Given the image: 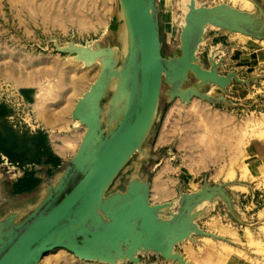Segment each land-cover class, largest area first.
Returning <instances> with one entry per match:
<instances>
[{
    "label": "rangeland",
    "instance_id": "374dc122",
    "mask_svg": "<svg viewBox=\"0 0 264 264\" xmlns=\"http://www.w3.org/2000/svg\"><path fill=\"white\" fill-rule=\"evenodd\" d=\"M160 1L163 2V11L158 17L162 56L171 60L180 56L178 21L182 19V29L190 0ZM253 1L264 10V0ZM198 2L209 6L228 4L250 14H259L255 5L248 0ZM70 43L113 49L116 69L121 68L127 53V30L120 1L0 0V104L12 111L8 123L16 130L31 134L42 131L50 135L53 151L63 161V168L54 167L45 171L36 165L12 162L5 155H0V214L3 213L2 208L20 202L8 198L7 187L11 183L41 175L44 177L41 195L47 193L49 184L56 186L87 132L81 123L78 127L75 125L72 112L79 99L96 81L101 62L87 68L74 56L59 51V48ZM257 43L258 47H264V41ZM225 45L228 46V54L221 73L227 75L235 72L246 83L234 81L223 91L216 86H203L192 79L184 89L195 87L200 92L209 93L213 101L194 99L190 104H185L176 99L166 106L161 125L157 127V137L151 141L152 153H157L153 148H160L161 134L167 132L173 139L170 147L178 150L179 161L174 169L166 170L169 162L161 158L141 170L140 174L152 185L151 203L154 205L177 198L178 175L183 171L191 179L192 187L188 189H197L204 182L215 185L225 183L224 179H237L236 168L238 170L240 167L242 150L252 141H264V58L259 62L254 56L239 61L235 55H231L230 45ZM209 51L210 45L201 51L205 64ZM215 55L216 52L212 51L210 56ZM113 85L114 81L102 102V128L106 135L116 129L123 115L120 112L112 118L109 114L108 102L114 93ZM24 89L34 90L32 102L21 94ZM169 90L164 84L161 107L165 106ZM46 121H49V126ZM76 140L74 146L72 143ZM131 173L132 164H129L116 179L111 191L121 190L126 176ZM241 179L247 180L245 176ZM254 183L258 185L256 192L262 195L258 200L256 198L257 208H251L248 200L241 199V209L237 215L242 223H239L231 218L222 202L217 203L202 224L205 226L203 230L220 239L195 236L194 242L188 240L181 244L178 249L181 253L177 252L186 262L264 264V178ZM241 191L249 195L245 187ZM47 256L41 264H106L84 262L64 250ZM140 260V264H178L156 255L140 257ZM119 264L133 263L124 261Z\"/></svg>",
    "mask_w": 264,
    "mask_h": 264
},
{
    "label": "water",
    "instance_id": "95a60500",
    "mask_svg": "<svg viewBox=\"0 0 264 264\" xmlns=\"http://www.w3.org/2000/svg\"><path fill=\"white\" fill-rule=\"evenodd\" d=\"M119 1L127 15V21L124 18L127 38L130 33L132 41L121 68L116 69V54L110 48L75 43L59 48L60 52L77 56L79 61H101L96 81L72 112V118L86 126L87 132L58 184H49L47 193L41 195L44 185L41 175L40 184L29 193L15 194L14 183L8 185V198L20 202L2 208L0 214V264H40L46 255L59 249L84 262L140 264V257L156 255L188 264L177 247L187 240L194 242L195 236L220 239L198 224L217 203L222 202L231 218L242 223L237 215L241 198L229 188L252 187L248 182L237 180L215 185L205 182L196 192L184 193L180 188L176 199L152 205L151 184L140 173L143 167L163 158L152 153L151 143L163 108L176 99L185 104L193 99L213 101L209 93L195 87L184 89L188 82L195 79L203 86H216L223 91L234 81L246 83L235 72L221 73L228 47L210 46L206 64L202 61L201 48L208 47L206 42L211 31L264 41V10L253 0L249 1L259 14L228 4L208 7L198 0H190L182 29V19L178 21L180 56L167 60L162 56L158 17L163 10L158 1ZM212 51L216 52L213 58ZM119 73L126 76L127 95L116 107H109V114L112 118L120 112L123 115L116 129L106 135L102 128V102ZM164 84L170 90L165 106L161 107ZM129 164H132V173L126 176L122 189L111 191ZM38 168L48 170L46 166ZM175 200L177 204L173 207ZM252 200L254 204L255 194ZM171 208L176 212L169 216Z\"/></svg>",
    "mask_w": 264,
    "mask_h": 264
},
{
    "label": "crops",
    "instance_id": "0c3cea01",
    "mask_svg": "<svg viewBox=\"0 0 264 264\" xmlns=\"http://www.w3.org/2000/svg\"><path fill=\"white\" fill-rule=\"evenodd\" d=\"M158 1V5L160 6V9L162 10V4L163 2H161L160 0ZM208 7H212L209 6ZM237 36H242V37H237ZM258 41L254 40V39H250L249 37L243 36V35H238V34H233L230 35L225 31H211L209 33L208 39H207V45H218V44H229V48L231 51V55H235V59H238L239 61H242L243 58L245 57H255L256 60L259 62V60L261 58H264V47H258L257 43ZM226 46V45H225ZM228 47V46H226ZM202 51V48H201ZM246 53V55H245ZM251 59V58H250ZM242 65V64H241ZM246 65V64H245ZM28 90V89H26ZM33 99L34 96L30 95ZM166 108H163L162 110V118L164 116V114L166 113ZM161 118V119H162ZM161 122V121H160ZM159 122V125H161ZM158 125V127H160ZM45 133V132H44ZM158 133V129L156 130L155 134H154V139L155 137H157ZM47 134V133H45ZM48 139H49V145L50 148L53 152V157L49 156L45 153V151L42 150V158L41 161L36 162L35 164L32 165H36V167H40V166H46L48 167V170L52 169V168H60L62 166V157L59 155H56L55 152L53 151V140L51 139L50 135H48ZM159 137V136H158ZM161 146L160 148H156L154 147L153 150L156 151L158 154H161L163 156V159H165L166 161L169 162V164L166 167V170H170V169H174L175 165L178 163V150L174 147H170V145L172 144V137H170V133L164 132V134H161ZM158 140V138H157ZM63 142V141H61ZM156 153V154H157ZM242 159H241V164L239 169L237 170L236 168V172H237V179L235 178H229L228 180L224 179L223 182L225 183H229L232 181H241V182H253L251 183L252 187L250 186H244V185H234L232 187H230V191L233 194H237L240 196L241 199H243V201L248 200V205L251 208H257L256 207V201L253 204V200H252V194H255L257 200L258 197H262V195H260L258 192H256V188H257V184L254 183L255 180H262L264 178V141H252L251 143H249L245 149L242 150ZM178 167V166H177ZM245 176L246 177V181L242 180L241 177ZM178 193H179V189L182 188V191L184 193H193L196 192L200 189V187L205 183H202L201 185L198 186L197 189H188L189 187H192L191 184V179L188 175V173L186 172H182L178 175ZM32 183L33 187L31 189H29L28 191L22 192V193H29L34 191L37 186L40 184L41 179L38 176H32V177H26V178H21L18 181H16L13 185H12V191L13 193L16 194V190L17 188L23 184V183ZM152 186V185H151ZM245 187V189L248 190L249 195H244V191H241L242 188ZM151 188H150V200H151ZM22 193H18V194H22ZM172 201V200H171ZM170 202V201H167ZM167 202H163V203H167ZM163 203H159V204H163ZM202 220L198 221L199 226L203 229H205V226L202 224ZM180 247H177L176 250L178 252H180L178 249ZM181 253V252H180Z\"/></svg>",
    "mask_w": 264,
    "mask_h": 264
},
{
    "label": "trees",
    "instance_id": "16d2710c",
    "mask_svg": "<svg viewBox=\"0 0 264 264\" xmlns=\"http://www.w3.org/2000/svg\"><path fill=\"white\" fill-rule=\"evenodd\" d=\"M21 94L28 102H32L34 96L33 89H24ZM12 111L5 105L0 104V155H5L12 162H22L35 164L41 161L42 150L49 156L53 157V152L49 145L47 134L39 131L35 134L29 132H20L8 123V118ZM33 187L32 183H23L17 190L16 194L28 191Z\"/></svg>",
    "mask_w": 264,
    "mask_h": 264
},
{
    "label": "bare ground",
    "instance_id": "6f19581e",
    "mask_svg": "<svg viewBox=\"0 0 264 264\" xmlns=\"http://www.w3.org/2000/svg\"><path fill=\"white\" fill-rule=\"evenodd\" d=\"M188 1V0H187ZM249 1V0H248ZM251 2V1H250ZM252 3V2H251ZM122 4V10H123V15H124V18L126 19V21H127V15H126V11H125V8H124V5H123V3H121ZM233 7V6H232ZM185 8V7H184ZM183 8V10H185ZM187 10H188V8H187ZM186 11V10H185ZM242 11V10H241ZM184 14H185V12H184ZM181 23V22H180ZM182 23H184V20H183V22ZM127 24H128V22H127ZM207 29V28H206ZM128 33V32H127ZM129 35V39L127 38V41H128V45H127V48H128V46H130L131 44H132V41H131V38H130V33L128 34ZM68 47H71V45L70 44H68L67 45ZM89 46V45H88ZM89 47H91V46H89ZM75 57V59H76V61H78V62H83V61H79L78 59H77V56H74ZM210 57H212V56H210ZM213 58V57H212ZM98 62H101L100 60H98V61H92V62H90V63H86V62H83L84 63V65L87 67V68H91L92 66H94V65H96V64H100V63H98ZM93 68V67H92ZM83 80V79H82ZM113 92H114V94H113V98L110 100V102H109V107L111 106V107H116L125 97H126V95H127V82H126V76L124 75V74H122V73H119V74H117L116 76H115V82H114V85H113ZM80 100V99H79ZM180 100V99H179ZM194 100V99H193ZM192 100V101H193ZM39 105V104H38ZM77 105V104H76ZM76 107V106H75ZM110 107V108H111ZM74 111V110H73ZM72 120L73 121H76V120H74L73 118H72ZM50 121V120H49ZM49 121H46L47 123H48V125L47 126H49ZM73 123V122H72ZM75 123V125L78 127L79 125H80V123L81 122H79V121H76V122H74ZM73 123V124H74ZM69 124V123H68ZM86 127V126H85ZM87 128V127H86ZM66 140V139H65ZM68 141V140H67ZM71 142H72V140H70ZM74 143H72V144H74V146L76 145L75 143H77V140H76V142L75 141H73ZM72 146V145H71ZM69 147V146H68ZM67 147V148H68ZM66 148V147H65ZM64 147H63V149H65ZM62 149V148H61ZM1 171V170H0ZM150 203H151V200H150ZM152 204V203H151ZM177 204V201L175 200V202L173 203V207L175 206ZM152 205H154V204H152ZM157 205V204H156ZM169 211H170V213H169V216L171 215V214H173V213H175L176 211H174V208H171V209H169ZM169 216H163V218L164 219H167ZM206 238V237H205ZM188 241V240H187ZM59 250H62V249H59ZM56 251H58V250H56ZM65 251V250H64ZM53 252H55V251H53ZM52 253V252H51ZM50 254V253H49ZM181 255V254H180ZM47 256V255H46ZM45 256V257H46ZM48 257V256H47ZM43 260V259H42ZM42 260H41V262H42ZM186 261V260H185ZM41 262H40V264H41ZM174 263H177V262H174ZM188 263V262H187ZM189 264V263H188Z\"/></svg>",
    "mask_w": 264,
    "mask_h": 264
}]
</instances>
